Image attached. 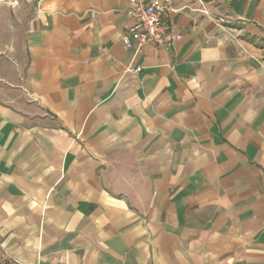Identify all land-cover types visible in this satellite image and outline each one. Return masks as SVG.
I'll return each mask as SVG.
<instances>
[{
	"label": "crops",
	"instance_id": "1",
	"mask_svg": "<svg viewBox=\"0 0 264 264\" xmlns=\"http://www.w3.org/2000/svg\"><path fill=\"white\" fill-rule=\"evenodd\" d=\"M171 1L173 45L136 53L132 0H39L0 264H264V0Z\"/></svg>",
	"mask_w": 264,
	"mask_h": 264
},
{
	"label": "rangeland",
	"instance_id": "2",
	"mask_svg": "<svg viewBox=\"0 0 264 264\" xmlns=\"http://www.w3.org/2000/svg\"><path fill=\"white\" fill-rule=\"evenodd\" d=\"M39 0H0V96L10 99L27 63L29 24Z\"/></svg>",
	"mask_w": 264,
	"mask_h": 264
},
{
	"label": "built area",
	"instance_id": "3",
	"mask_svg": "<svg viewBox=\"0 0 264 264\" xmlns=\"http://www.w3.org/2000/svg\"><path fill=\"white\" fill-rule=\"evenodd\" d=\"M177 11L179 9L171 0H132V6L127 9L126 15L135 22L125 36L127 47L134 49L136 53L146 45L170 48L177 35L168 23L167 16ZM134 71L138 73L140 69L136 68Z\"/></svg>",
	"mask_w": 264,
	"mask_h": 264
}]
</instances>
